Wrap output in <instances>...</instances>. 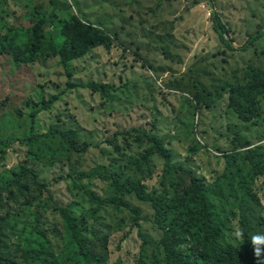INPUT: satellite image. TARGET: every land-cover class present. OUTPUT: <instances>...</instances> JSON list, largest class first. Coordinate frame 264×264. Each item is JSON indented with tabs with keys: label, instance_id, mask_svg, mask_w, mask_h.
Returning a JSON list of instances; mask_svg holds the SVG:
<instances>
[{
	"label": "rangeland",
	"instance_id": "1",
	"mask_svg": "<svg viewBox=\"0 0 264 264\" xmlns=\"http://www.w3.org/2000/svg\"><path fill=\"white\" fill-rule=\"evenodd\" d=\"M211 11L226 25L228 42L212 30ZM71 18L112 40L111 50L96 48L74 61L71 79L59 58L21 68L0 58V184L10 190L0 210L3 264H26L21 241L37 225L57 260L70 264L59 207L80 212L92 264H167L165 232L151 203L123 197L114 180L154 196L163 225L192 231L191 238L195 229L181 201L192 173L227 220L224 242L241 240L240 209L251 233H262L260 209L251 201L240 206L246 195L240 182L264 204V188H254L264 187V173L253 165L264 156V108L255 125H243L228 108V94L230 85L245 82L248 66L264 69V0H56L55 6L50 0H0V39L42 20L39 35L47 36L65 24L76 26ZM89 84L112 89L102 95ZM57 130L78 134L79 151ZM138 131L164 141L169 170L155 156L146 157L150 146ZM252 149L258 150L252 160L243 156ZM23 168L35 169L46 189L29 173L12 186ZM85 190L128 203L140 228L122 205L95 211Z\"/></svg>",
	"mask_w": 264,
	"mask_h": 264
},
{
	"label": "trees",
	"instance_id": "2",
	"mask_svg": "<svg viewBox=\"0 0 264 264\" xmlns=\"http://www.w3.org/2000/svg\"><path fill=\"white\" fill-rule=\"evenodd\" d=\"M53 6L56 5V0H50ZM210 19L212 22V30L224 41L228 42L226 37L229 35L226 25L211 11ZM45 20L40 21L29 29L10 30L3 38L0 39V58L7 56L11 59L13 66L16 68L29 67L44 59L59 58L61 66L67 71L68 79L72 78L70 73L71 66L74 61L83 59L90 51L96 48L103 47L111 50L112 40L104 36L100 31L90 25L78 23L71 18V24L77 23L76 26L67 27L47 36H40L42 24ZM259 33H262L260 31ZM245 82L229 86L228 108L232 110L238 121L245 124H256L260 118L261 110L264 108V69L253 66L246 68ZM70 80L68 81L69 87ZM77 87V86H76ZM75 87V88H76ZM71 88V87H69ZM88 89L94 92L107 95L111 90V86L103 87L98 84L87 85ZM200 99L199 97H197ZM59 98H54L53 101H58ZM53 102L48 107L52 106ZM39 112L33 114L35 120ZM58 131V130H57ZM141 134L143 139L150 146L146 157L155 156L164 162V170L170 169L171 151L165 148V143L160 138L154 135ZM58 134L64 139L71 150H78L76 146L77 135L74 131H58ZM132 133H127L131 135ZM246 144H244L245 146ZM255 147V146H252ZM87 148H83L86 151ZM79 151V150H78ZM257 149H252L243 156L253 159V154L257 153ZM254 166L264 173V156L257 155L254 158ZM147 160V158H145ZM175 169V168H174ZM227 172L232 173V167H227ZM225 169V170H226ZM184 172L181 169L180 172ZM30 174L35 180V183L41 188H45L38 179V173L35 169L23 168L22 172L16 175L12 181V186H18ZM85 177L84 174H80ZM190 183L184 190V200L181 201L184 207L186 219L194 227L195 231L191 238H188L192 231L177 230L167 228L163 225L162 207L159 206L158 200L153 197H147L146 191L141 187L121 185L117 180L113 181V186L123 196H136L142 202H149L155 211V220L165 232V236L161 241L166 256L167 264H264V254L259 258L253 254L251 244L253 227L244 218V209H240V233L241 240L233 242H224L223 235L230 228L227 226L226 218L217 212L216 208L210 201L206 184L196 175L188 173ZM226 173V177H227ZM226 179V178H225ZM261 184V183H260ZM260 184L254 188L263 190ZM263 185V184H262ZM253 186V184H252ZM241 191L246 192L242 199L241 207L248 206V202H253L261 211L258 226H264V204L260 194L248 189L246 182H240ZM253 189V188H252ZM10 190L3 189L0 184V210L4 207L3 193H8ZM85 195L92 207L99 210L104 207L124 206L134 215L133 223L135 227L140 228L138 224V214L128 203L118 202L116 199L104 200L90 190H85ZM264 197V195H263ZM189 204H187V203ZM239 201L237 200V203ZM58 212L65 224V242L67 261L70 264H92V259L87 252L88 240L83 237L81 226L82 217L77 208H58ZM94 215V214H92ZM6 230L5 219L0 216V264H3L4 257L2 255L3 237ZM264 233V231L262 232ZM144 243L142 249L146 245L147 239L143 237ZM22 250L24 252V260L26 264H64L57 260V257L52 253V243L49 241L45 232L40 227L34 228L24 239ZM139 264H143L141 261Z\"/></svg>",
	"mask_w": 264,
	"mask_h": 264
},
{
	"label": "clouds",
	"instance_id": "3",
	"mask_svg": "<svg viewBox=\"0 0 264 264\" xmlns=\"http://www.w3.org/2000/svg\"><path fill=\"white\" fill-rule=\"evenodd\" d=\"M211 12H209L210 17ZM242 235V234H238ZM253 247V254L255 257L259 258L262 254H264V233H257L253 235L251 241Z\"/></svg>",
	"mask_w": 264,
	"mask_h": 264
},
{
	"label": "built area",
	"instance_id": "4",
	"mask_svg": "<svg viewBox=\"0 0 264 264\" xmlns=\"http://www.w3.org/2000/svg\"><path fill=\"white\" fill-rule=\"evenodd\" d=\"M208 15H209V13H208Z\"/></svg>",
	"mask_w": 264,
	"mask_h": 264
}]
</instances>
